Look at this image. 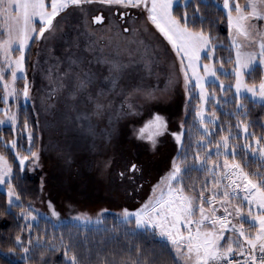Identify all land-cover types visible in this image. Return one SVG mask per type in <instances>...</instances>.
I'll return each mask as SVG.
<instances>
[{
	"label": "rangeland",
	"instance_id": "rangeland-1",
	"mask_svg": "<svg viewBox=\"0 0 264 264\" xmlns=\"http://www.w3.org/2000/svg\"><path fill=\"white\" fill-rule=\"evenodd\" d=\"M180 1L184 3V0H178L177 3ZM210 1L222 8L227 15L228 10L223 8L224 0ZM237 2L243 6L246 0L243 2L237 0ZM46 3H50V0H46ZM83 7L86 9V19L90 31L93 33L90 39L98 42L97 56L116 59L128 64L129 61H141L146 55L145 46H147V52L152 54L151 71H144L139 64L135 65L138 71L124 82L125 92H132V89L137 87L141 91L127 95L126 100L121 96L114 98V108L119 118L108 113L102 118L92 117L90 122L77 119L78 116L90 112V109L78 107L76 111H72L67 106L65 97L60 94L49 98L52 89L49 87L47 77L49 75L48 70L53 69L52 76L53 79L55 78V66L58 61L61 65V71H63L66 67L68 55L71 52H82L85 42L89 39L88 37H80V50L73 48L70 41L78 35L80 26L85 20L84 15L75 7L66 9L53 21V25L57 26L59 24L62 31H57L54 34L46 32L47 40H36L30 74H26L24 65V78L16 79L14 84L15 96L9 97L8 102L0 107V120L5 121L4 124L0 125V128L9 126L13 131H17V112L19 108H26L28 105L31 106L36 119L38 143L34 152L39 155V167H35L28 161H26L25 166L28 163V170L33 175H39L40 192L38 200L23 210L30 212L28 219H23L27 225V230L30 231L31 226L37 224L42 227L51 226L56 228L65 222H71L87 229L102 228L104 226L103 219L107 214H114L120 222L133 220L135 224V217L125 218L122 214L123 210L127 209L129 212H135L150 198L159 196V190L154 192V187L171 171L174 160L182 168V180L180 185L173 182V187L182 186L184 188L183 181L186 179L193 192L188 193L184 190L185 195L196 196L197 204H199L198 197L201 192H203L206 200L212 199L211 205L204 203L206 214L211 215L212 208H215V216L221 217L225 215L224 208L227 207L228 212L231 213L227 217L229 228L233 225L237 229H240L241 225L244 227L246 225L244 218L251 219L248 215L249 210L253 215H256L255 212L257 213V211L253 210L255 207L252 204L249 205L243 199L245 193H243L242 187L247 182L244 179V174H247L249 180L251 178H249L250 174L244 170L241 161L243 158L245 162L250 158L259 161L257 164L259 170L255 172L259 173L260 176L257 177L258 179L255 178L257 180L251 181L262 187L264 185V156L257 153V157L253 158L252 152L258 148H264V144L261 142L259 145L256 144L258 138L252 137L248 124L243 122L239 116H235L236 122H234L232 131L228 129L227 134H220L219 136L214 134L217 129L222 130L214 110L215 108L223 109V103L227 102L228 96L225 94L216 96L211 92L210 94L207 86L209 83L217 84L220 88L223 85V89H232L236 99L245 97L253 102L264 103V99L260 98L259 92L257 91L255 97L251 93H245L243 89L241 94H237L234 70L228 82L221 81L217 74L214 77L206 74L203 65H209L216 72L213 63V49L210 43L205 50L200 52V60L197 61V71L204 78L202 82L206 93V100L201 101L199 99L200 89L193 88L194 80L188 85L191 91L186 92L180 59L176 56L175 50L163 34L147 19L145 11L133 8L125 9L119 5H107L98 2ZM114 9H117L118 13L127 10L130 12L124 23L117 19L118 14H113ZM99 12H103L105 19L100 24H93L92 17ZM232 16H236L235 11L232 12ZM253 23L258 24L260 26L259 30L264 32V21H254ZM41 26L37 18L35 21L37 32ZM124 27L128 31L125 32ZM250 31H252V34L245 38L243 35H238L234 28L229 27V42L234 56V69H237V51L241 53L242 62L246 60L247 54L259 53L258 41L260 37L255 35L254 30ZM3 38L6 37H0V39ZM233 40H235V44ZM253 41H257V43ZM31 43L32 41H29L28 47L25 48L24 56H26ZM205 53L209 57L206 60L203 59ZM19 55V52H13L12 58L15 59ZM187 63L188 61L185 59V67ZM94 67L96 66L94 65ZM259 67L262 72V81L264 80V66ZM240 70L243 71V69ZM220 71L223 72V75L228 74L222 68ZM188 74L191 77V70H188ZM246 75H243V83L248 87L255 86L258 90L261 81L257 85H249L245 81ZM19 80H22L21 85L18 83ZM170 81L173 83L170 84ZM3 82L12 85L10 71L5 73ZM26 82L30 85L27 99L22 94ZM147 92L153 93L155 98L147 99L144 95ZM189 95L192 96V99L186 105ZM210 100H212V103H209ZM121 104H124L125 110L128 104L133 105L134 110L138 111L139 115L123 114ZM201 104L203 105L204 115L203 125L200 123L199 117L196 116L197 108ZM189 106L193 111V117L187 129L188 143L183 145L182 139V144H178L171 133L185 132L184 122ZM243 108V104L239 102L236 111H232V113L244 114ZM153 113L161 114L168 123V131L156 138L157 142L154 147L150 141L137 139L136 136L137 131L143 127ZM13 115L16 117L15 124H11L8 120V117ZM89 123H91L94 134L89 132ZM181 123L184 125L183 129L180 127ZM205 127L208 129V133H205ZM245 127H247V133H245ZM28 131L30 130L28 129ZM109 133H111L110 136ZM229 135L227 152L223 144L217 149L216 145L221 141V138ZM244 145L250 147L245 150ZM9 146L11 149V144ZM32 146L33 141H31ZM11 150L14 151L15 149ZM233 150L236 153L235 156L231 154ZM217 152L220 154L217 155ZM26 155H28V152ZM20 156L25 155L20 154ZM196 157H199V159H196ZM16 160L19 164L18 159ZM225 160L228 162V169L223 167ZM107 161H111V166L105 168L104 165ZM130 163H136L141 171L135 173L134 181L122 180L119 173L124 171ZM233 164H239L240 168H231ZM201 165H204L203 169ZM216 165L218 167H214ZM194 167L198 169L196 174L191 172ZM225 172L229 174L230 179H221ZM7 179L9 182L10 177ZM42 181L43 187L41 186ZM233 181H235V184L232 183ZM236 184H239L240 187L236 188ZM11 187L13 188L12 185ZM8 188L7 183L0 185V191L5 192L6 195ZM233 189H235V194H233ZM164 190L166 193L167 189ZM225 191L230 193L226 199L223 197ZM214 193L218 194L213 198ZM13 200L15 204H19V201H16L14 197ZM49 202H51L57 215H52ZM105 209L107 211H104ZM237 209H239V213H237ZM32 217H35V219H32ZM41 218L43 220L47 219L49 223ZM193 219H199L198 208ZM205 223L207 225V222ZM190 227L195 230L196 226L193 224ZM209 227L202 230H209ZM218 227L219 225H217ZM148 230L152 231L160 240L168 243L172 248L177 264H183L182 261L176 258L172 245L158 235V229L148 228ZM181 230L186 234V229L182 227ZM243 230L244 232L248 231L246 228H243ZM224 236L232 240L239 239L241 243L244 241L243 237H239L238 231H226ZM221 243L225 247L227 246L224 241H221ZM242 244L244 245V243ZM232 247L234 251L238 249L235 243ZM4 253L0 250V254ZM0 258L9 259V257L5 258L3 255H0Z\"/></svg>",
	"mask_w": 264,
	"mask_h": 264
},
{
	"label": "snow or ice",
	"instance_id": "snow-or-ice-1",
	"mask_svg": "<svg viewBox=\"0 0 264 264\" xmlns=\"http://www.w3.org/2000/svg\"><path fill=\"white\" fill-rule=\"evenodd\" d=\"M101 3L107 5H119L122 8L128 9H141L147 13V19L159 30L160 33L167 39L175 50L176 56L180 59L181 71L184 73L185 90L190 92L188 85L194 80L195 84L193 88H199V99L201 101L206 100V93L203 87L204 78L198 74L197 61L200 60V52L205 50L209 44L211 37L205 35L203 31L194 32L189 29L188 14L184 13L183 17L177 19L173 15L174 4L178 0H50V3H46V0H0V37H6L0 39V86L3 87L5 95L0 97L4 103L8 102L9 97H13L16 94L14 87L15 81L18 78H24V50L28 47L29 41L35 42L36 40L45 39V33L54 34L57 31H62V27L57 24L53 25V21L61 12L70 7L78 9L85 17L84 22L80 26L78 35L70 41L73 48L80 50L81 43L80 37H88L85 42L82 52H71L66 58V67L61 71L60 62H57L55 66V78L53 79V69H49V75L47 77L49 81V87L52 91L49 93V98L54 95H63L66 99L67 106L70 110L76 111L78 107L84 109H90V112L82 116H78L77 119H83L91 121L92 117L102 118L106 114L111 113L116 115L114 108V98L117 96L127 99V95L132 93H139L141 90L137 87L132 89V92H125V84L129 77L133 73L138 71L135 66L140 65V68L144 71H151L152 59L150 53L147 52V46H145L146 55L141 61H129L128 64H124L116 59L101 58L96 55L99 50L97 48V41L91 40L90 37L93 33L90 31L89 24L87 22V12L83 7L87 4ZM204 2V0H200ZM193 0H184L185 7L191 6ZM50 8V10H49ZM223 8L228 10L227 20L230 28H234L238 35H243L248 38L252 31H255V35L259 36L258 41L259 53H249L246 56L244 62L241 61V53L237 51L236 64L237 69H234L236 75V93L241 94V90L245 93H251L253 97L256 96L257 91L261 99H264V80L261 81L259 89L255 86L248 87L243 83V75H251L256 70V67L264 66V32L259 30V25L253 23L254 21H264V0H246L245 5H241L237 0H224ZM199 9H196L198 12ZM235 11L236 16H232V12ZM126 14V13H125ZM38 18L42 25L37 32L35 27V21ZM195 14L193 19H195ZM95 23H101L102 17L96 16L93 18ZM181 21H183V26ZM124 31H128L127 28ZM257 43V41H253ZM235 44V40H233ZM102 51V50H100ZM13 52H19L20 55L15 59L12 58ZM205 58H209L205 53ZM187 59L188 63L185 67L184 60ZM94 65L96 67H94ZM203 70L206 74L215 76L216 72L209 65H203ZM240 69H243L241 71ZM188 70H191V77L188 74ZM11 73L12 85L4 83V76L6 72ZM18 73L20 74L18 76ZM173 83L172 81L169 82ZM223 89V85H221ZM11 89V90H9ZM30 85L26 82L23 88V96L27 99L29 97ZM147 99H154V94L151 92L144 93ZM192 96L189 95L186 105L191 102ZM121 111L125 115H139L138 111L134 110V106L127 105V109H124V104H121ZM7 116V112L5 111ZM196 116L199 117L200 123L204 124L203 105L201 104L196 111ZM116 118H119L116 115ZM8 120L11 124H15L16 117L9 116ZM4 120H0V125L4 124ZM111 123V120H110ZM180 127L183 129L184 125L181 123ZM23 128L29 141V147L26 149L28 155L20 156V153H15L14 159H18V167L23 170L26 161L32 163L35 167H39V155L37 152L31 150L32 133L28 131L30 125L27 121L24 122ZM168 131V123L164 116L159 113H153L151 118L141 127L137 133V139L148 140L152 143L153 147L156 145V138L164 135ZM205 133H208L207 127L204 128ZM89 132L94 134V131L89 123ZM22 133L21 135H24ZM245 133H247V127H245ZM109 136L111 133L108 134ZM178 144H182L184 132L171 133ZM229 136L221 138L216 145L217 149L223 144L226 152L228 150ZM256 144H260V140L256 141ZM17 147L16 141L11 142V149ZM250 146L244 145L245 150ZM257 153L264 156V148H258L252 152L253 158L257 157ZM220 153L217 152V155ZM235 156V151L231 153ZM199 159V157H196ZM111 166V161H107L104 165L105 168ZM204 165H201L203 169ZM218 167V165L214 166ZM223 167L229 168L227 160H225ZM233 169H239V164H233ZM186 170V169H185ZM12 166L8 163V160L0 155V185L8 183V179L12 174ZM141 169L136 163H130L126 166L124 171L119 173L120 178L134 181L135 173L140 172ZM182 168L174 160L172 163L171 171L161 180L159 184L154 187V192L159 190L160 195L150 198L145 202L137 211L129 212L127 209L123 210L125 218L132 216L135 217V224L137 228L142 229H158V235L166 239L169 242L176 254V258L183 262V264H232V259L237 253L234 251L232 245L235 243L237 248L241 249L240 255H244V245L239 239L232 240L231 238H225L224 233L226 231H233L239 233V237H243L248 246V259L244 264H264V188L258 186L248 179L247 174H244V179L247 183L244 185L245 195L243 199L251 204H255L258 213L253 215L249 210L248 215L251 217L250 221H247L257 229L254 236L245 235L243 226L237 229L234 225L229 228L227 217L231 215L228 212V208H224L225 215L221 217L215 216L216 209L212 208L211 215L205 213L204 203L212 204V199H205L203 192L199 194V204L196 203L197 197L185 195L184 188L182 186L173 187V182L180 185L182 180ZM259 175V173H256ZM221 179H230L227 172L221 177ZM235 184V181L232 182ZM43 187V181L42 185ZM236 188L240 185L236 184ZM167 189L165 193L164 189ZM218 193H214L213 198ZM235 194V189H233ZM9 200V212L11 207H19L14 203L13 197L16 201H19L20 197L14 191L9 184L8 193ZM228 191L223 192V197L226 199L229 197ZM49 207L52 208V215H57L51 202ZM198 208L199 219H193L195 212ZM104 211H107L105 209ZM239 213V209L236 210ZM30 212L21 211L20 218L27 220ZM35 219V217H32ZM246 219V218H244ZM207 222V225L206 223ZM195 224V230L190 225ZM217 225L219 227L217 228ZM210 226V227H209ZM186 229V234L181 228ZM205 227H209V230H202ZM16 243L20 244V237L15 238ZM224 241L227 246L221 243ZM31 243V241H29ZM28 248H23V252L28 253ZM56 251V249H52ZM258 253V255H257ZM13 253L0 254L5 258L11 256ZM137 254H140V250L137 249ZM64 264H78L77 257L75 255L68 257L67 252L64 253ZM24 257H20L23 259ZM132 264H137L136 261H132ZM143 264H148L144 261Z\"/></svg>",
	"mask_w": 264,
	"mask_h": 264
},
{
	"label": "trees",
	"instance_id": "trees-1",
	"mask_svg": "<svg viewBox=\"0 0 264 264\" xmlns=\"http://www.w3.org/2000/svg\"><path fill=\"white\" fill-rule=\"evenodd\" d=\"M244 0H239L243 2ZM196 9H199L196 12ZM173 15L180 19L184 13L188 14V27L194 32L203 31L211 37L210 43L213 49V63L216 67V74L221 81L228 82L234 70V56L229 42V24L227 15L222 8L212 1L200 2L193 0L191 6L185 7L181 1L174 5ZM195 14V19H193ZM183 25V21H181ZM36 41L30 44L25 56V71L29 75L32 69V59L35 54ZM206 60L205 57H203ZM222 68L228 74L223 75ZM262 72L259 66L251 75H246L245 81L249 85H257L261 81ZM21 81L18 83L21 85ZM18 84V85H19ZM209 93L217 95H227V102L223 103L222 108H215L214 113L218 116L219 125L222 130H216L214 134H227V131L234 129L235 116H239L243 122L248 124V129L253 138H258L264 144V103L253 102L245 97L236 99L231 88L221 89L213 83L208 84ZM210 93V94H211ZM0 97H3V89L0 86ZM242 103L244 114H233L238 103ZM209 103H212L210 100ZM4 102L0 100V107ZM191 105V104H189ZM210 109V108H209ZM193 117V111L189 106L185 118V132L183 145L188 143V127ZM17 131L11 127L0 128V154L4 156L12 166V174L7 185H12L16 194L19 195V207H11L5 192L0 191V250L13 253L9 259L0 258V264H64V253L71 257H77L78 264H177L171 246L157 238L148 229L136 228L133 220L120 222L114 214H107L102 228H81L71 222H65L59 227L41 225L31 226L27 230V225L20 218V212L33 205L39 198L40 182L39 175H33L28 170V163L21 170L18 162L14 159L15 153L26 155L28 140L23 124L27 121L32 132L33 146L32 151L37 149L38 130L36 119L30 105L26 108H19L17 112ZM229 129V130H228ZM12 141H16L17 147L14 151L10 149ZM244 170L250 174L251 180H257L260 175H256L257 159L241 161ZM191 172L197 173L196 167ZM192 177V175H190ZM258 177V178H257ZM257 178V179H255ZM184 190L192 193L193 189L184 179ZM42 219V218H41ZM43 220V219H42ZM49 223L47 219H44ZM50 227V228H48ZM19 236L21 243L17 244L15 238ZM31 241V243H29ZM23 248H28V253L23 252ZM56 251H52V249ZM137 249L140 254H137ZM20 257H24L20 259Z\"/></svg>",
	"mask_w": 264,
	"mask_h": 264
},
{
	"label": "crops",
	"instance_id": "crops-1",
	"mask_svg": "<svg viewBox=\"0 0 264 264\" xmlns=\"http://www.w3.org/2000/svg\"><path fill=\"white\" fill-rule=\"evenodd\" d=\"M245 182V181H244ZM247 183V182H246ZM245 183V184H246ZM244 184V185H245ZM244 185H243V187H242V191H243V193H245V191H244ZM262 188H264V185H262ZM252 206L253 207H255V208H253V210H256L257 211V213H258V209H257V207H256V205L255 204H252ZM256 212H255V214H257ZM251 219H244V223L246 224L243 228H246V229H248V231H246L245 232V235H250V236H254L255 235V233H256V231H257V229L255 228V227H252V225L250 224V223H248L247 221H250ZM242 243H244V248H243V251H246V252H249L248 251V246H247V244H246V242L245 241H243ZM237 250H241V249H236V251Z\"/></svg>",
	"mask_w": 264,
	"mask_h": 264
},
{
	"label": "built area",
	"instance_id": "built-area-1",
	"mask_svg": "<svg viewBox=\"0 0 264 264\" xmlns=\"http://www.w3.org/2000/svg\"><path fill=\"white\" fill-rule=\"evenodd\" d=\"M241 250L235 251L237 254L231 257L232 264H244V262L248 259L249 252L243 251L244 255H240ZM258 255V253H257Z\"/></svg>",
	"mask_w": 264,
	"mask_h": 264
},
{
	"label": "flooded vegetation",
	"instance_id": "flooded-vegetation-1",
	"mask_svg": "<svg viewBox=\"0 0 264 264\" xmlns=\"http://www.w3.org/2000/svg\"><path fill=\"white\" fill-rule=\"evenodd\" d=\"M126 13V14H125ZM113 14L114 15H117V19L121 22V23H124V21H125V19H126V17L127 16H129L130 15V12L127 10V11H125V12H120V13H118V10L117 9H114L113 10ZM102 15H103V12H102ZM104 16V15H103ZM104 19H105V17H104ZM126 27H124V29H125Z\"/></svg>",
	"mask_w": 264,
	"mask_h": 264
},
{
	"label": "water",
	"instance_id": "water-1",
	"mask_svg": "<svg viewBox=\"0 0 264 264\" xmlns=\"http://www.w3.org/2000/svg\"><path fill=\"white\" fill-rule=\"evenodd\" d=\"M96 16H100V17H102V22L104 21V16L102 15L101 12H99V13H97L96 15H94V16L92 17V23H93V24H100V23H95V22L93 21V18L96 17ZM102 22H101V23H102Z\"/></svg>",
	"mask_w": 264,
	"mask_h": 264
}]
</instances>
